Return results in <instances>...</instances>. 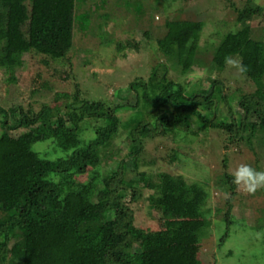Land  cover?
<instances>
[{"label":"trees","instance_id":"16d2710c","mask_svg":"<svg viewBox=\"0 0 264 264\" xmlns=\"http://www.w3.org/2000/svg\"><path fill=\"white\" fill-rule=\"evenodd\" d=\"M74 9L75 0H0V68L13 74L19 67L17 58L28 53L64 59L72 48ZM164 28L166 34L157 40L159 51L188 72L197 61L201 24L171 20ZM241 58L248 69L242 75L256 89L238 100L243 113L239 139L251 146L260 136L257 143L263 145L264 46L250 37L246 25L224 37L212 63L219 73L229 59ZM166 72L164 68L160 75L154 69L147 81L131 83L133 105L111 109L100 101L80 100L76 91L64 113L59 107H44L33 116L21 108L10 115L0 109L4 128H30L21 138H12L6 130L0 135V264H201L195 244L208 223L201 210L205 192L200 186L167 173L158 174L156 182L148 180L146 187L153 191L149 207L161 214L166 227L156 232L133 226V212L120 189L129 169L137 178L146 176L138 172L146 138L189 132L197 124L201 132L217 130L234 136L230 141L238 140L234 120L213 119L217 104L231 102L222 90L224 83L209 80L208 93L187 96L182 84L167 80ZM122 110L134 112L124 124L117 116ZM145 113L155 121L145 122ZM9 117L15 119V127L8 124ZM255 117L258 123L252 121ZM90 120L101 124L85 141L81 124ZM121 128L128 130L127 152L102 175L100 166L117 154L111 146ZM46 141L64 156L46 158L34 150V144ZM89 169L92 178L76 182ZM229 216H224L228 225Z\"/></svg>","mask_w":264,"mask_h":264},{"label":"rangeland","instance_id":"374dc122","mask_svg":"<svg viewBox=\"0 0 264 264\" xmlns=\"http://www.w3.org/2000/svg\"><path fill=\"white\" fill-rule=\"evenodd\" d=\"M254 8L260 11L252 13ZM171 20L201 24L197 61L188 72L174 58L162 54L157 45V40L166 34L165 23ZM243 25L249 28L250 37L264 46V0H75L70 52L58 61L35 53L23 54L17 58L19 67L13 74L0 68V109L10 115L13 109L21 108L33 116L44 107H59L64 113L76 91L80 100L100 101L111 109L120 104L133 105L136 95L129 89L130 84L147 81L154 69L162 75L166 68L167 80L182 84L187 96L206 94L209 80H220L224 83L222 90L232 98L229 104H217L213 119L234 120V139L238 140L230 141L234 136L217 130L201 132L197 124L189 132L146 138L142 140L138 170L146 176L137 178L136 172L129 169L120 189L133 212L136 229L163 231L166 227L161 214L149 207L147 199L153 191L146 187L147 182H156L161 173L183 177L187 184H196L205 192L201 210L208 225L195 244L200 263L264 264V188L249 194L232 182L234 170L242 163L264 170V144L259 145L256 139L260 136L248 146L238 135L243 120L238 100L256 87L229 62L219 73L212 63L224 37L238 32ZM261 70L264 73V65ZM11 78L14 82L9 81ZM146 113L143 120L153 123L155 120ZM133 114L122 110L117 116L124 124ZM2 119L0 116V135L6 130L12 138H21L30 131L28 127L8 130L1 125ZM252 121L258 123L259 119ZM8 124L15 127V119L9 117ZM100 124L96 120L82 123L81 137L85 141L93 138V129ZM127 131L120 129L111 146L112 153L117 154L103 162L100 174L114 168L125 156ZM33 148L46 158L64 156L50 141L38 142ZM92 173L89 169L76 182L90 180ZM226 213L230 215L229 225L224 219Z\"/></svg>","mask_w":264,"mask_h":264},{"label":"clouds","instance_id":"9594fccd","mask_svg":"<svg viewBox=\"0 0 264 264\" xmlns=\"http://www.w3.org/2000/svg\"><path fill=\"white\" fill-rule=\"evenodd\" d=\"M228 62L241 74L248 71L247 66L242 62V58L229 59ZM232 182L241 186L247 193L254 194L257 190L264 188V170H257L247 163H242L234 170Z\"/></svg>","mask_w":264,"mask_h":264}]
</instances>
